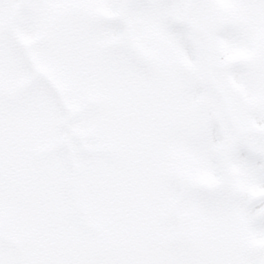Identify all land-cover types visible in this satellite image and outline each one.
<instances>
[{
	"label": "snow or ice",
	"instance_id": "1",
	"mask_svg": "<svg viewBox=\"0 0 264 264\" xmlns=\"http://www.w3.org/2000/svg\"><path fill=\"white\" fill-rule=\"evenodd\" d=\"M0 264H264V0H0Z\"/></svg>",
	"mask_w": 264,
	"mask_h": 264
}]
</instances>
